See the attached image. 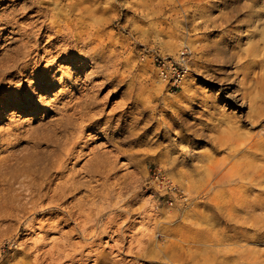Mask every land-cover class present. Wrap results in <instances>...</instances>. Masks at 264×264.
<instances>
[{"label": "rangeland", "instance_id": "1", "mask_svg": "<svg viewBox=\"0 0 264 264\" xmlns=\"http://www.w3.org/2000/svg\"><path fill=\"white\" fill-rule=\"evenodd\" d=\"M86 1L0 0V264H264V0Z\"/></svg>", "mask_w": 264, "mask_h": 264}, {"label": "built area", "instance_id": "2", "mask_svg": "<svg viewBox=\"0 0 264 264\" xmlns=\"http://www.w3.org/2000/svg\"><path fill=\"white\" fill-rule=\"evenodd\" d=\"M190 48L187 43H183L178 51L173 55L160 53L158 50L151 51L148 57L157 70V74L168 87L176 89L181 86L182 81L189 73ZM168 186L171 191H174L175 186L167 182L162 185Z\"/></svg>", "mask_w": 264, "mask_h": 264}, {"label": "bare ground", "instance_id": "3", "mask_svg": "<svg viewBox=\"0 0 264 264\" xmlns=\"http://www.w3.org/2000/svg\"><path fill=\"white\" fill-rule=\"evenodd\" d=\"M90 1V0H89ZM88 1V2H89ZM93 1V0H92ZM92 1H90L91 2V4H92V6L94 5V4H97V3H92ZM87 2V1H86ZM87 2V3H88ZM95 2H97V1H95ZM85 2L83 1L82 2V4H84ZM76 4V3H75ZM85 5V4H84ZM79 8V7H78ZM87 8H89V9H91L90 7H89V5L88 6H84L83 7V9L84 10H86ZM93 8V7H92ZM100 8H103V7H100ZM104 9V8H103ZM82 10V9H81ZM88 10V9H87ZM71 12V11H70ZM85 12V11H84ZM83 13V12H82ZM59 14V13H58ZM58 14H54V15H52V18H50L49 20H50V23H51V25H45V26H47V28H52L53 26H55L56 24H58L59 25V29L58 30H60L61 28H60V24H59V21H60V19L58 18ZM68 14H69V12H68ZM66 15V16H65ZM64 15V17H65V23H64V26L66 27V29H68L69 31H67V32H61L62 34H68V33H71V34H73V36L74 35H77L79 38H81V34H82V30H81V28L83 27V26H85L84 25V22H86V21H84V18H82V17H79V18H77L79 21L78 22H76V23H72L73 21H71V20H68L69 19V17H68V19H67V14H65ZM73 15V14H72ZM81 16V15H80ZM59 17H61V16H59ZM71 18V17H70ZM86 18V17H85ZM66 19H67V21H66ZM63 22H64V20H62ZM54 23H56V24H54ZM87 23V22H86ZM89 25V24H88ZM63 26V27H64ZM56 27H57V25H56ZM55 28V27H54ZM54 28H53V30H54ZM58 28V27H57ZM56 30V29H55ZM58 30H56V31H58ZM52 31V30H51ZM53 32V31H52ZM56 33H58V32H56ZM70 34V35H71ZM72 36V35H71ZM78 38V39H79ZM261 134L262 133H260L258 136L260 137L261 136ZM252 136V135H251ZM253 136H256V135H253ZM252 136V137H253ZM257 136V137H258ZM255 138H252V139H250V140H254ZM250 142V141H249ZM251 145V144H250ZM251 147V146H250ZM33 195V194H32Z\"/></svg>", "mask_w": 264, "mask_h": 264}]
</instances>
